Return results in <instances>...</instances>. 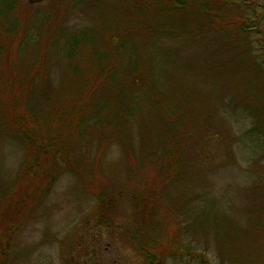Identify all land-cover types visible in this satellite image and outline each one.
<instances>
[{
    "label": "trees",
    "instance_id": "trees-1",
    "mask_svg": "<svg viewBox=\"0 0 264 264\" xmlns=\"http://www.w3.org/2000/svg\"><path fill=\"white\" fill-rule=\"evenodd\" d=\"M34 5L29 0H0V136L16 138L23 144L25 172L31 184L18 205L28 195L33 197L32 182L48 184L54 179V165L61 172L72 171L82 177L88 163L83 158L87 150H81L83 145L92 147L89 131H101L102 123L109 122L108 134L97 136L91 165H96L110 144L117 143L129 160L141 166L148 162L155 173L141 175L135 179L139 184L124 189H91L100 214H113L116 201L127 197L143 225L157 214H168L162 209V196L174 188L197 204L193 205L192 227L196 231L201 225L204 231L210 224L216 227L220 248L232 258L241 256L242 249L256 246L252 235L258 229L253 231L252 222L262 218L253 210L264 203V166L252 169L253 176L263 181L255 185L262 199L248 208L251 212L246 227L232 216L226 214L224 221V214H215V206L206 203L207 192L189 196L188 182L194 185L198 177L203 179L200 161L205 158L202 147L196 148L195 143L203 136H216L217 109L223 106L221 113L226 114L240 105L235 97L224 100L227 87L223 94H216L223 78L228 77L229 87L235 91L246 90L257 96L252 108L243 106L238 113L250 123L242 136L258 141L259 147L264 143V59H258L252 45L254 25L261 16H250L248 7L237 0H124L117 11L118 21L124 22L121 28L107 33L106 47L91 52V73L86 72L83 59L80 63L79 72L90 78L74 91H67L53 85L52 63L62 59L71 63L82 53L68 51L71 38L77 42L79 35L76 32L70 39L66 37L59 13L50 6L47 12ZM233 5L242 11L232 13ZM56 37L64 40L61 47L67 46L68 52H49L60 43ZM226 46L229 52H222ZM182 48L194 52H180ZM191 78L200 83L189 87ZM217 98L218 103L214 101ZM190 99L197 103L191 106ZM144 116L148 118L146 130L138 129L141 144L134 150L129 135L124 134L123 120L139 126ZM106 118L109 121H103ZM156 118L167 124L161 144H156L159 149L154 144H150L151 149L142 147L143 137ZM12 200L11 192L0 190V222L9 227L18 210V205L10 206ZM161 250L169 252L168 248ZM261 257L255 256V264H264Z\"/></svg>",
    "mask_w": 264,
    "mask_h": 264
},
{
    "label": "rangeland",
    "instance_id": "rangeland-1",
    "mask_svg": "<svg viewBox=\"0 0 264 264\" xmlns=\"http://www.w3.org/2000/svg\"><path fill=\"white\" fill-rule=\"evenodd\" d=\"M29 1L37 4L33 7L47 11L50 6L53 12L57 11L69 39L73 33H78L76 38L79 39L75 42L71 38L73 42L68 45V51L82 53L77 54L71 63V60L67 62L63 59L53 62L51 71L53 85L60 87V90L68 91L72 88L74 91L80 82L90 78V75L85 76L79 72L82 59L86 72L91 73V52L100 51L98 47H106L107 33L121 28L124 20L118 21L117 11L124 0ZM237 1L248 7L250 16H261L260 21L254 25L252 45L258 59H264V40L261 39L264 37V0ZM233 6L235 8L230 9L232 13L242 11L237 5ZM244 12L246 15L247 10ZM58 40L60 43L49 52H68L67 46L61 47L64 40ZM227 47L222 52H229L226 51ZM180 52L194 51L182 48ZM196 83L192 78L187 82L189 87ZM229 85L228 77L225 80L223 78L219 90L216 88V94H223L227 87L224 100L235 97L240 99V105L238 103L236 108L228 110L226 114L221 113L223 106L220 108L217 105L220 111L217 109V115H214L216 136H203V140L199 141L198 138L195 143L196 148L202 147L201 156L205 158L204 162L200 161L203 179L198 177L194 185L188 182L189 196L193 192H207L206 203L215 206V214H224V221L226 214L232 216L246 227L251 212L248 208L255 202L258 205L261 198L255 185L263 181L253 176L252 169L260 170L264 166V143L259 147L258 141L242 136L250 123L249 119L244 120L238 113H241L243 106L252 108L257 96H252L246 90L243 93L235 91ZM190 100L191 106L197 103ZM218 100L214 101L218 103ZM89 121L91 124V118ZM103 121L109 120L106 118ZM147 123L146 116L139 126L133 124L132 120H123L124 134L129 135L134 150L141 144L138 129L145 132ZM149 126L142 147L151 149L150 144H154L159 149L156 144H161L167 124L158 122L156 118ZM110 128L109 122H103L101 131L92 128L89 131L88 135L93 138L92 147H82V153L87 150L83 158L88 163L82 177L72 171L61 172L54 165V179L48 184L46 181L41 184L31 181L35 184L33 197L32 194L28 195L19 205L18 201L23 199L21 195L31 190L29 173L25 172V151L18 139L0 136V190L13 194L10 206L18 205L10 227L0 222V264H255L257 254L264 258V203L256 205L258 210H253V214H261L262 218L252 222L253 231L258 229L252 239L258 243L247 250L242 249L241 256L235 259L220 248V242L217 241L220 239L216 236V227H211L212 224L206 226V231L201 230L204 227L202 225L199 231L192 227V217L195 216L192 214L193 207L197 204L181 195V190L176 192L173 188L163 194L162 209L168 214H157L143 225L137 221L132 211V202L127 197L116 201L113 214H100L98 201L91 189H124L139 184L135 179L141 175L152 176L155 173L150 163L141 166L139 162L129 160L126 150L117 143L110 144L96 165H91V156L96 154L98 145L97 136L106 135ZM134 150V154L138 153ZM258 189L261 192L259 186ZM162 248H168L169 252L162 253Z\"/></svg>",
    "mask_w": 264,
    "mask_h": 264
}]
</instances>
